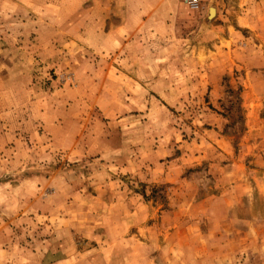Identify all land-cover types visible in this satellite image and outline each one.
<instances>
[{"label":"rangeland","instance_id":"obj_1","mask_svg":"<svg viewBox=\"0 0 264 264\" xmlns=\"http://www.w3.org/2000/svg\"><path fill=\"white\" fill-rule=\"evenodd\" d=\"M0 264H264V0H0Z\"/></svg>","mask_w":264,"mask_h":264},{"label":"bare ground","instance_id":"obj_2","mask_svg":"<svg viewBox=\"0 0 264 264\" xmlns=\"http://www.w3.org/2000/svg\"><path fill=\"white\" fill-rule=\"evenodd\" d=\"M211 10H213V11H211ZM214 14H215V9L213 7H211L210 8V17L214 16Z\"/></svg>","mask_w":264,"mask_h":264},{"label":"built area","instance_id":"obj_3","mask_svg":"<svg viewBox=\"0 0 264 264\" xmlns=\"http://www.w3.org/2000/svg\"><path fill=\"white\" fill-rule=\"evenodd\" d=\"M189 3H190L191 5H195V4L197 3V0H189Z\"/></svg>","mask_w":264,"mask_h":264},{"label":"water","instance_id":"obj_4","mask_svg":"<svg viewBox=\"0 0 264 264\" xmlns=\"http://www.w3.org/2000/svg\"><path fill=\"white\" fill-rule=\"evenodd\" d=\"M208 17H210V9H209Z\"/></svg>","mask_w":264,"mask_h":264}]
</instances>
